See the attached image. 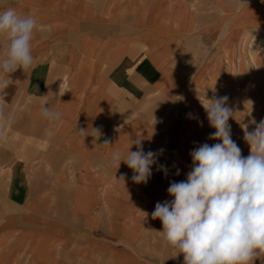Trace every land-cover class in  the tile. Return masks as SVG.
<instances>
[{
  "label": "crops",
  "instance_id": "crops-1",
  "mask_svg": "<svg viewBox=\"0 0 264 264\" xmlns=\"http://www.w3.org/2000/svg\"><path fill=\"white\" fill-rule=\"evenodd\" d=\"M246 2L0 0L40 26L33 68L0 90V264H183L151 213L218 142L198 95L228 96L237 145L264 112V0ZM138 137L163 149L146 184L110 165Z\"/></svg>",
  "mask_w": 264,
  "mask_h": 264
},
{
  "label": "clouds",
  "instance_id": "clouds-1",
  "mask_svg": "<svg viewBox=\"0 0 264 264\" xmlns=\"http://www.w3.org/2000/svg\"><path fill=\"white\" fill-rule=\"evenodd\" d=\"M237 2L247 5L246 0ZM39 27L34 13L22 14L15 7L0 11L4 41L0 44V90L11 86L12 74L18 70L33 68V41ZM5 95L6 91L0 92V98ZM198 99L215 129L209 139L218 142L191 151L192 167L186 179L170 183L167 192L173 199L157 202L151 217L161 221L158 232L174 250L173 257L183 255V264H255L257 260L264 264V119L253 120L251 131L244 126L249 154L243 156L232 139L229 120L235 112L228 106V96L208 98L205 91ZM40 113L49 122L62 116L47 105L41 106ZM78 131L88 136V129ZM133 144L136 151L130 150ZM131 146L126 153L113 150L110 165L118 170L123 162L133 171V182L146 184L163 149L145 152L139 137ZM159 170L167 174L165 165H159ZM117 181L125 187L124 175Z\"/></svg>",
  "mask_w": 264,
  "mask_h": 264
},
{
  "label": "rangeland",
  "instance_id": "rangeland-1",
  "mask_svg": "<svg viewBox=\"0 0 264 264\" xmlns=\"http://www.w3.org/2000/svg\"><path fill=\"white\" fill-rule=\"evenodd\" d=\"M264 119V112L260 113V112H256L253 117H252V121L255 120L257 123L261 120ZM255 127V125L252 123V127L251 130H253ZM238 145L240 146L241 150H242V155L243 156H247L249 154V145L243 140H241L240 142H238Z\"/></svg>",
  "mask_w": 264,
  "mask_h": 264
}]
</instances>
